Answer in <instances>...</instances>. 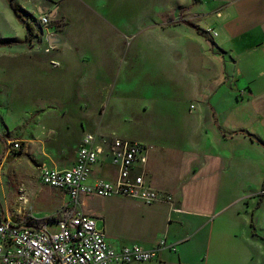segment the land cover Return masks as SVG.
<instances>
[{"label": "crops", "instance_id": "obj_1", "mask_svg": "<svg viewBox=\"0 0 264 264\" xmlns=\"http://www.w3.org/2000/svg\"><path fill=\"white\" fill-rule=\"evenodd\" d=\"M49 1L44 14L62 28L43 52L8 38L10 58L49 66L81 108L99 111L83 138L145 145L134 174L174 199L107 197L88 210L81 199L108 243L156 251L134 264H264V198L254 209L264 183V0ZM116 110L131 114L121 134L104 126ZM103 149L90 183L118 179Z\"/></svg>", "mask_w": 264, "mask_h": 264}, {"label": "rangeland", "instance_id": "obj_2", "mask_svg": "<svg viewBox=\"0 0 264 264\" xmlns=\"http://www.w3.org/2000/svg\"><path fill=\"white\" fill-rule=\"evenodd\" d=\"M10 1L18 6L17 0ZM49 5V0H39L30 9L18 6L15 15L5 0H0V136L6 147L3 152L0 145V207L9 217L27 221L56 222L71 214L69 197L42 184L39 172L44 166H71L83 138L82 130L92 132L100 121L99 111L91 106L90 110L81 108L74 100L75 94L63 91L59 75L49 66L30 64L25 57L10 58L18 53L9 49L10 37L22 38L15 43L27 53L43 52L48 43L39 38L33 41L27 24L38 30L36 18L47 12ZM62 26V21L53 20V31ZM62 98L70 101L62 102ZM129 115L119 110L108 113L104 119L106 130L124 133ZM16 141L21 142L22 149L8 152V142ZM21 197L28 202L23 204ZM263 198L262 194L258 196L254 209H259ZM82 201L87 210L98 209L104 202L99 196H83ZM48 230L54 234L59 228L50 224Z\"/></svg>", "mask_w": 264, "mask_h": 264}, {"label": "built area", "instance_id": "obj_3", "mask_svg": "<svg viewBox=\"0 0 264 264\" xmlns=\"http://www.w3.org/2000/svg\"><path fill=\"white\" fill-rule=\"evenodd\" d=\"M34 30L29 23L28 32L33 41L49 42L53 19L48 14L36 18ZM53 44L50 46L53 48ZM111 163L118 168V179H96L90 183L93 168L104 154L103 146ZM22 149L21 142L8 144L9 151ZM146 146L130 140H103L95 134H85L81 141L74 165L57 169L41 167L40 182L69 197L71 214L66 218L37 225L27 220L11 218L0 207V264H134L148 263L156 257V251L141 247L125 246L116 250L101 228L100 217L80 208L82 197L99 196L132 198L154 205L158 202L173 204L174 199L148 185L144 174H134L139 162L145 159ZM23 204L28 199L22 198ZM57 225L52 234L48 226ZM165 243H161L163 246Z\"/></svg>", "mask_w": 264, "mask_h": 264}, {"label": "trees", "instance_id": "obj_4", "mask_svg": "<svg viewBox=\"0 0 264 264\" xmlns=\"http://www.w3.org/2000/svg\"><path fill=\"white\" fill-rule=\"evenodd\" d=\"M10 6H11V9L13 10V12H15L14 14H18V10L13 6L11 5L10 3ZM3 138L0 136V140H2ZM263 191H264V185H263ZM262 198H263V194H262ZM30 223H33V224H37V225H41V224H44L46 222V220H41V221H37L36 219H30L29 220Z\"/></svg>", "mask_w": 264, "mask_h": 264}]
</instances>
